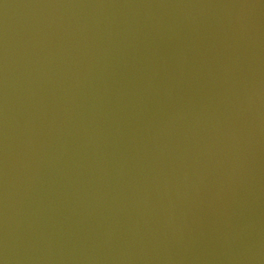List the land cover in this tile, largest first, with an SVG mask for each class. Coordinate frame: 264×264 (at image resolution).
Instances as JSON below:
<instances>
[{
  "label": "water",
  "instance_id": "water-1",
  "mask_svg": "<svg viewBox=\"0 0 264 264\" xmlns=\"http://www.w3.org/2000/svg\"><path fill=\"white\" fill-rule=\"evenodd\" d=\"M0 264H264V0H0Z\"/></svg>",
  "mask_w": 264,
  "mask_h": 264
}]
</instances>
